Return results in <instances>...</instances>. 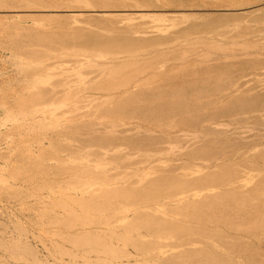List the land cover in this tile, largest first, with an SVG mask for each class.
<instances>
[{"label": "rangeland", "instance_id": "374dc122", "mask_svg": "<svg viewBox=\"0 0 264 264\" xmlns=\"http://www.w3.org/2000/svg\"><path fill=\"white\" fill-rule=\"evenodd\" d=\"M0 264H264V0H0Z\"/></svg>", "mask_w": 264, "mask_h": 264}]
</instances>
